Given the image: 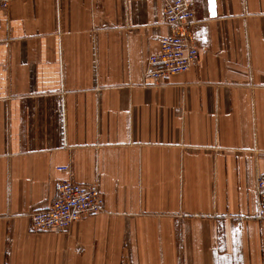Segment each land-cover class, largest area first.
<instances>
[{
  "label": "crops",
  "instance_id": "crops-1",
  "mask_svg": "<svg viewBox=\"0 0 264 264\" xmlns=\"http://www.w3.org/2000/svg\"><path fill=\"white\" fill-rule=\"evenodd\" d=\"M189 30L198 63L145 85L161 0L0 9V264H264V0L196 7ZM69 177L105 210L33 231Z\"/></svg>",
  "mask_w": 264,
  "mask_h": 264
},
{
  "label": "built area",
  "instance_id": "built-area-1",
  "mask_svg": "<svg viewBox=\"0 0 264 264\" xmlns=\"http://www.w3.org/2000/svg\"><path fill=\"white\" fill-rule=\"evenodd\" d=\"M165 23L170 33L160 38L161 49L150 54L143 73V84H156L173 74L187 72L200 59V49L191 39L190 25L196 18V7L208 6V0H161ZM10 0H0L7 9ZM58 170L70 172L69 165ZM257 218L264 219V174L256 179ZM105 210V198L94 184L80 183L71 177L59 181L56 195L48 207L31 214L35 232L68 231L72 224Z\"/></svg>",
  "mask_w": 264,
  "mask_h": 264
},
{
  "label": "water",
  "instance_id": "water-1",
  "mask_svg": "<svg viewBox=\"0 0 264 264\" xmlns=\"http://www.w3.org/2000/svg\"><path fill=\"white\" fill-rule=\"evenodd\" d=\"M209 12L212 16L216 14V0H208Z\"/></svg>",
  "mask_w": 264,
  "mask_h": 264
}]
</instances>
